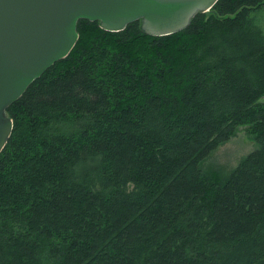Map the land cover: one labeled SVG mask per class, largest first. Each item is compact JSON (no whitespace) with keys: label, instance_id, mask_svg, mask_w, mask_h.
<instances>
[{"label":"trees","instance_id":"obj_1","mask_svg":"<svg viewBox=\"0 0 264 264\" xmlns=\"http://www.w3.org/2000/svg\"><path fill=\"white\" fill-rule=\"evenodd\" d=\"M77 33L7 109L0 264H264V0ZM245 126L256 148L203 171Z\"/></svg>","mask_w":264,"mask_h":264},{"label":"water","instance_id":"obj_2","mask_svg":"<svg viewBox=\"0 0 264 264\" xmlns=\"http://www.w3.org/2000/svg\"><path fill=\"white\" fill-rule=\"evenodd\" d=\"M218 0H0V153L12 129L7 109L77 40L80 20L119 32L139 21L149 36L184 30Z\"/></svg>","mask_w":264,"mask_h":264},{"label":"rangeland","instance_id":"obj_3","mask_svg":"<svg viewBox=\"0 0 264 264\" xmlns=\"http://www.w3.org/2000/svg\"><path fill=\"white\" fill-rule=\"evenodd\" d=\"M256 148L254 136L248 128L240 127L235 136L220 146L201 163V168L214 176H225L239 161Z\"/></svg>","mask_w":264,"mask_h":264}]
</instances>
